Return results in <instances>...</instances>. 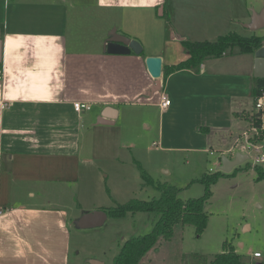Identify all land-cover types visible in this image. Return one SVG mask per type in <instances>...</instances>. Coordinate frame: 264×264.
<instances>
[{"label": "crops", "instance_id": "crops-1", "mask_svg": "<svg viewBox=\"0 0 264 264\" xmlns=\"http://www.w3.org/2000/svg\"><path fill=\"white\" fill-rule=\"evenodd\" d=\"M253 3L0 0V264H68L73 216L16 200L53 186L62 192L78 181L84 124L93 107L94 123L106 106L115 109L106 124L116 122L119 105L156 109L161 139L166 115L178 137L192 138L204 151L234 141L252 114L253 53L238 51L227 60L226 51L196 69L169 70L188 58L181 39L248 30L258 10ZM113 32L137 40L141 53L119 54L109 41ZM148 56L161 58L160 85L147 70ZM162 96L170 100L166 107ZM74 102L90 109L77 112ZM170 239L160 238L137 264Z\"/></svg>", "mask_w": 264, "mask_h": 264}, {"label": "rangeland", "instance_id": "rangeland-1", "mask_svg": "<svg viewBox=\"0 0 264 264\" xmlns=\"http://www.w3.org/2000/svg\"><path fill=\"white\" fill-rule=\"evenodd\" d=\"M252 3L260 10L264 0ZM239 34L264 38V29H241ZM200 37L213 40L217 35ZM235 53L237 47L228 49L222 58L231 59ZM119 109L114 124L94 123L95 107L89 111L92 115L87 113L90 119L84 124L81 171L76 183L62 192L53 186L43 194L16 200L50 205L73 216L68 219V264H92V260L112 264L124 240L149 232L156 220L155 213L135 212L107 216L100 226L80 228L76 222L83 213L107 211L131 199L158 197V183L179 187L178 197L182 200L199 197L204 187L196 179L215 172L222 155L234 156L225 151L233 145L232 139L222 147L207 146L208 151H204L193 146L192 138L178 137L180 131L167 126L166 115L161 139L158 126L162 116L156 109L129 103L119 105ZM256 167L245 161L230 174L220 176L211 186V197L204 207L208 219L203 231L197 234L191 224H176L172 238L161 241L164 247L160 252L152 253L149 261L143 259L140 264H208L229 246L243 264H264V179H256ZM261 167L264 169V164ZM141 171L154 184L146 183ZM255 252L259 256H254Z\"/></svg>", "mask_w": 264, "mask_h": 264}, {"label": "trees", "instance_id": "trees-1", "mask_svg": "<svg viewBox=\"0 0 264 264\" xmlns=\"http://www.w3.org/2000/svg\"><path fill=\"white\" fill-rule=\"evenodd\" d=\"M180 42L188 54V58L171 67L169 71L182 68L196 69L204 59L220 57L233 47H237L241 53H254L257 48L264 45V38L263 36H243L236 32H228L218 36L213 41L181 39ZM162 70L164 72V66H162ZM262 88H264V78H257L254 94ZM254 170L257 174V180L264 179V169L261 166L256 167ZM141 173L146 183L154 184L150 176L143 171ZM226 174L230 173L216 170L213 173H204L196 179L204 187L203 194L196 198L190 197L182 200L178 197L179 187L158 183L155 185L159 191L158 197L147 201L131 199L123 205L107 210V216L111 217H121L127 213L135 212H152L156 214V220L149 232L131 236L124 240L112 264H137L160 238L170 239L173 235L174 226L178 223L191 224L194 226L196 233L200 234L208 219L204 207L211 197V186L216 183L220 176ZM208 264H243V262L240 255L229 246L226 251L215 254Z\"/></svg>", "mask_w": 264, "mask_h": 264}, {"label": "water", "instance_id": "water-1", "mask_svg": "<svg viewBox=\"0 0 264 264\" xmlns=\"http://www.w3.org/2000/svg\"><path fill=\"white\" fill-rule=\"evenodd\" d=\"M245 28L254 31L258 29H264V5L259 11H254L250 17L248 23L245 24ZM110 42H115L118 45L117 52L119 54H128L134 52L136 54L141 53L142 47L140 43L131 39L125 35L113 32L109 38ZM254 75L257 78H264V45L260 46L254 51ZM0 57H1V42H0ZM145 64L150 75L157 79L156 84L160 85L159 77L161 75V58L159 56H148L145 59ZM115 109L110 106H106L99 120L100 123H111L115 118ZM247 160V155L237 152L233 157H227L222 155L220 158V164L217 170L223 173H230L236 166L242 164ZM107 218V213L104 210H95L92 212L83 213L77 219V226L80 228L97 227L104 223ZM92 264H102L97 260H92Z\"/></svg>", "mask_w": 264, "mask_h": 264}, {"label": "built area", "instance_id": "built-area-1", "mask_svg": "<svg viewBox=\"0 0 264 264\" xmlns=\"http://www.w3.org/2000/svg\"><path fill=\"white\" fill-rule=\"evenodd\" d=\"M169 104L170 100L166 96H162L160 105L166 107ZM73 107L77 112L90 109L89 104L82 102H74ZM228 152L246 154V161L253 167L264 164V88L259 89L254 94L249 123L234 139L233 145L229 148ZM254 256H259V253L255 252Z\"/></svg>", "mask_w": 264, "mask_h": 264}]
</instances>
